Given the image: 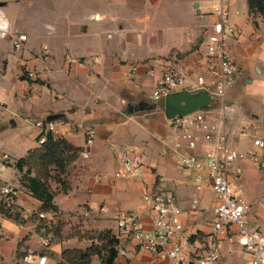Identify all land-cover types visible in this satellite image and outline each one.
Returning <instances> with one entry per match:
<instances>
[{
  "label": "crops",
  "instance_id": "1",
  "mask_svg": "<svg viewBox=\"0 0 264 264\" xmlns=\"http://www.w3.org/2000/svg\"><path fill=\"white\" fill-rule=\"evenodd\" d=\"M75 1L0 0V20L4 16L9 24L8 34L0 37V187L10 183L19 190L16 218L0 215V264H25L26 254L46 255V264H60L65 249H86L94 241L91 236L106 230L116 234L121 212L135 213L151 229L152 217L142 197L147 189L168 192L183 209L192 208V172L187 175L176 164L175 130L164 100L154 101L150 95L156 80L172 68H182L192 83L211 84L206 38L216 19L215 0H100L81 23L72 11L78 7ZM224 1L238 30L229 41L237 73L223 99L212 95L208 109L214 110L212 116L229 132L233 145L246 150L254 135L261 136L256 124L264 120V21L250 12L247 0ZM17 2L33 18L19 31ZM96 20L100 25L91 31L89 23ZM20 32L28 34V40L15 49L13 38ZM6 40L21 52L9 54ZM67 54L98 57L99 62L69 64ZM132 64L138 70L129 79ZM223 100L233 108L227 115L217 114ZM53 114L64 122L53 134L78 148L67 176L70 189L53 199L59 212L55 217L52 210L41 209L42 201L23 183L25 172L16 167L19 158L40 145ZM91 127L96 135L87 146ZM242 130L251 135L243 136ZM124 147L140 154L145 184L136 176H115ZM84 149L89 157L81 153ZM5 153L10 159L3 161ZM241 165L242 184L235 189L249 205L247 225L264 232V167L249 160ZM199 196L197 209L182 217L185 227L178 237L189 240L181 259L161 257L130 241L114 264H200L197 257L213 232L218 200L209 187ZM39 212L47 216L40 218ZM44 238L50 239L48 247L42 244ZM220 253L212 264L247 263L248 254L235 239L222 238ZM90 264H101L100 257L94 255Z\"/></svg>",
  "mask_w": 264,
  "mask_h": 264
},
{
  "label": "built area",
  "instance_id": "2",
  "mask_svg": "<svg viewBox=\"0 0 264 264\" xmlns=\"http://www.w3.org/2000/svg\"><path fill=\"white\" fill-rule=\"evenodd\" d=\"M213 13L216 19L208 26L206 38V56L211 74L214 76L210 85L195 84L188 80L182 68L169 69L156 80L151 92L154 101L164 100L174 92L186 90L198 92L205 90L213 96L221 97L233 86L237 64L230 52L229 41L237 34L238 30L230 20V9L224 0H215ZM0 20V37L9 32V24L5 17ZM28 40L24 32L14 35L15 49L22 48ZM69 64L94 66L99 62L98 57H77L71 54L65 56ZM138 70L137 64H132L127 73L129 79L135 78ZM33 72H28L32 77ZM213 86V87H210ZM233 111L232 106L224 100L217 114L227 115ZM213 109H197L187 115H176L169 119L170 125L175 130L174 148L175 161L194 174L195 190L192 208L183 209L176 197L163 190L147 189L143 193V200L152 217L151 229H146L138 216L133 212H121L116 217L118 238V253L126 254L124 244L136 242L139 248L146 249L161 257H169L175 261L182 258V248L189 238L181 240L178 236L184 231L182 217L196 210L199 202V193L209 187L215 194L218 203L215 218L212 222L213 232L206 241L197 260L200 264H212L221 257L220 240L222 238L235 239L242 249L248 254L246 264H264V232L250 228L247 225L246 214L249 209L244 197L237 192L235 185L241 186L244 169L243 160H249L255 165L264 167V139L254 135L252 144L246 150L235 147L229 132L215 117ZM63 121L50 120L45 128L44 135L38 143L45 142L48 133L58 131V126ZM244 128H248L245 126ZM243 136L251 133L242 130ZM86 145L89 146L96 135L93 127L86 131ZM81 153L89 157V151L84 149ZM3 161L9 160L10 155L1 156ZM120 169L115 172L116 177L136 176L144 184L147 182L144 165L140 154L132 148L124 147L119 155ZM5 163L2 162L1 167ZM18 188L7 183L0 187V202L7 208L16 206ZM31 211V210H30ZM53 216L59 212L52 211ZM40 218H45V212L38 213ZM50 239L44 238L42 244L50 245ZM25 264H46L47 256L39 254H26L22 258Z\"/></svg>",
  "mask_w": 264,
  "mask_h": 264
},
{
  "label": "trees",
  "instance_id": "3",
  "mask_svg": "<svg viewBox=\"0 0 264 264\" xmlns=\"http://www.w3.org/2000/svg\"><path fill=\"white\" fill-rule=\"evenodd\" d=\"M250 12L261 15L264 21V0H247ZM144 105H147L144 103ZM153 107L154 105H149ZM78 148L64 137H56L48 133L44 143L30 149L26 156L16 161V167L23 175V183L32 196L42 201L43 211H56L54 197L59 193H67L70 189L68 173L77 158ZM57 184L54 188L51 182ZM15 206L7 208L0 202V215L15 217ZM86 236V235H85ZM93 243L86 249H65L60 264H90L92 257L98 255L101 264H114L118 254V238L109 230L95 236ZM97 240V241H96Z\"/></svg>",
  "mask_w": 264,
  "mask_h": 264
},
{
  "label": "water",
  "instance_id": "4",
  "mask_svg": "<svg viewBox=\"0 0 264 264\" xmlns=\"http://www.w3.org/2000/svg\"><path fill=\"white\" fill-rule=\"evenodd\" d=\"M212 100V95L203 90L198 92H189L182 90L168 94L164 99V112L166 117L171 119L176 115H187L197 109H208ZM59 114H53L47 119L55 120Z\"/></svg>",
  "mask_w": 264,
  "mask_h": 264
},
{
  "label": "rangeland",
  "instance_id": "5",
  "mask_svg": "<svg viewBox=\"0 0 264 264\" xmlns=\"http://www.w3.org/2000/svg\"><path fill=\"white\" fill-rule=\"evenodd\" d=\"M22 1H25V2H29L31 0H22ZM75 1V0H74ZM100 0H76L75 2H77L78 4V7L76 8H73V13L74 15L77 17V20L79 23H81L82 21H84L86 19V16L90 10V8L96 3V2H99ZM16 6V13H18V22L15 26V28H18L17 30H21L22 28H25V23L28 22L29 20H32V16L30 15H26L25 14V10L23 9V4L21 2H17L15 4ZM212 11V10H211ZM2 14V12H1ZM2 16V15H0ZM256 16H259L261 17V15L259 14H256ZM262 18V17H261ZM90 24V29L91 31L94 29H97L98 26L100 25V23L96 20V21H91ZM5 44H6V47L8 48V53L9 54H17L21 51H14L12 48H11V44L8 40L4 41ZM41 42L38 40L36 43H35V47H37V49H39L41 47ZM160 102H163V100H160ZM163 105V108H164V104L162 103ZM256 126L259 128L260 130V135L264 138V120L261 119V122L257 123ZM180 169H182L185 173H187V175H190V172L189 170L183 168V167H180ZM191 177V176H190ZM194 181L195 182V179H194V174L192 173V178H191V181Z\"/></svg>",
  "mask_w": 264,
  "mask_h": 264
}]
</instances>
